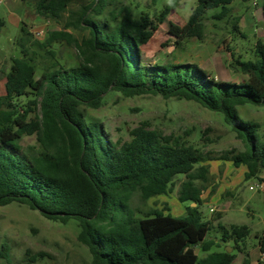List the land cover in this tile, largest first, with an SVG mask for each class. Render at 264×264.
I'll return each mask as SVG.
<instances>
[{"label": "trees", "instance_id": "16d2710c", "mask_svg": "<svg viewBox=\"0 0 264 264\" xmlns=\"http://www.w3.org/2000/svg\"><path fill=\"white\" fill-rule=\"evenodd\" d=\"M78 1L83 0L31 2L40 18L60 23L67 15L63 30L50 32L44 43L33 41L29 26L22 24L16 41L20 57L12 59L0 96V207L16 203L53 222H77L78 241L93 264H233V253L211 251L232 241L241 251L250 230L219 225L220 242L208 239L214 223L204 221L200 212L203 185L210 179L202 152L184 137L166 136L146 125L133 129L129 141H114L103 121L90 119L83 108H102L111 93L195 102L220 114L245 147L218 160L246 168L245 180L256 178L264 184L260 126L238 113L244 106L264 105V42L255 43L254 61H242L229 51L231 66L246 77L240 83H221L183 65L147 66L142 58V48L160 26L168 23L177 46L201 41L209 11L220 10L212 19L223 21L236 2L250 0H198L184 26L168 21L181 0H171L153 14L147 7L125 6L122 0H91L74 9ZM151 1L155 7L160 0ZM256 1L264 18V0ZM239 22L235 18V31ZM5 27L0 18V35ZM76 31L88 34L78 39ZM63 43L75 49L77 65L67 68L48 50L51 64L39 74L30 44L47 50ZM32 136L38 147L23 149L21 141ZM179 176L185 178L178 200L188 204L186 217L165 215L167 209L140 217L132 205L135 196L147 202L168 195ZM216 218L220 221L222 215ZM258 247L264 256V234L258 236ZM197 249L207 255L201 257ZM2 250L9 253L6 245Z\"/></svg>", "mask_w": 264, "mask_h": 264}, {"label": "rangeland", "instance_id": "374dc122", "mask_svg": "<svg viewBox=\"0 0 264 264\" xmlns=\"http://www.w3.org/2000/svg\"><path fill=\"white\" fill-rule=\"evenodd\" d=\"M37 0H6L0 4V18L6 27L0 35V96L5 93V74L10 70L12 59L20 57L16 41L21 35L22 24H27L34 34L33 41L44 43L52 31H61L67 15L60 23L38 17L31 6ZM171 0H160L154 7L151 0H122V4L135 8H149L151 14L159 13ZM198 0H181L178 8L168 18L170 23L184 26ZM91 0L78 1V9L90 5ZM220 10H211L206 15L204 38L193 39L177 46L176 39L169 34L168 23L160 26L151 41L142 48V58L147 66L177 64L190 70L199 69L221 83H240L246 79L231 66L230 52L242 61H254L253 47L258 40L264 42V18L260 1L236 2L232 15L223 21L212 17ZM235 18H240L238 31L234 30ZM41 31L44 36L36 37ZM87 32H74L78 39ZM244 35L245 38L242 36ZM36 52L35 60L39 74L51 64L46 52L55 51L57 60L67 68L77 65L74 48L55 44L47 50L29 46ZM230 51V52H229ZM87 117L103 121L114 141H129L133 129L146 125L166 136L186 138L205 157L210 169L209 182L204 184L203 204L200 207L204 221H212L213 229L208 239L220 242L219 225L230 228L233 225L247 226L250 235L240 243L241 251L230 244L221 243V248L212 252L228 251L235 255L233 264H264V256L258 247V236L264 234V184L258 179L245 180L246 168H234L231 163L220 161L225 153L244 152L243 143L225 124L220 114L211 112L199 104L186 100L164 99L159 96L143 95L125 98L111 93L105 97L104 105L98 110L83 108ZM239 117L245 122L260 126L259 138L264 142V105L244 106L238 109ZM23 149L38 147L35 136L24 138ZM264 180V173L260 175ZM184 177L175 180V187L168 195L142 202L139 195L133 200L140 217L153 211H165L176 218L186 217V207L178 200V192ZM263 186V188H262ZM214 209V213H211ZM217 214L222 215L216 221ZM80 228L77 222L61 224L46 219L38 211L21 204L0 207V264H93L88 249L78 241ZM6 245L9 253L2 247ZM197 253L204 257L207 254ZM7 255V257H5ZM43 255V257H41Z\"/></svg>", "mask_w": 264, "mask_h": 264}, {"label": "built area", "instance_id": "2783aa9c", "mask_svg": "<svg viewBox=\"0 0 264 264\" xmlns=\"http://www.w3.org/2000/svg\"><path fill=\"white\" fill-rule=\"evenodd\" d=\"M6 2V0H0V4ZM37 38H41L44 36V33L41 31H38L35 33ZM263 188V186H262ZM211 213H214V209H211Z\"/></svg>", "mask_w": 264, "mask_h": 264}, {"label": "water", "instance_id": "95a60500", "mask_svg": "<svg viewBox=\"0 0 264 264\" xmlns=\"http://www.w3.org/2000/svg\"><path fill=\"white\" fill-rule=\"evenodd\" d=\"M231 251H232V250L229 249L227 252H228V253H231Z\"/></svg>", "mask_w": 264, "mask_h": 264}]
</instances>
